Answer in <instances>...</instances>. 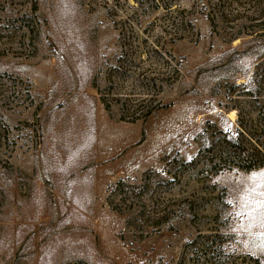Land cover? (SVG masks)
<instances>
[{
    "label": "rangeland",
    "instance_id": "obj_1",
    "mask_svg": "<svg viewBox=\"0 0 264 264\" xmlns=\"http://www.w3.org/2000/svg\"><path fill=\"white\" fill-rule=\"evenodd\" d=\"M142 1L0 0V264H264V0Z\"/></svg>",
    "mask_w": 264,
    "mask_h": 264
},
{
    "label": "trees",
    "instance_id": "obj_2",
    "mask_svg": "<svg viewBox=\"0 0 264 264\" xmlns=\"http://www.w3.org/2000/svg\"><path fill=\"white\" fill-rule=\"evenodd\" d=\"M212 0H208V3H211ZM152 4V10L153 11H163L165 13V16L169 15V25H174L176 22L179 25H183L185 23V17L183 15L184 9H181L180 7L176 6L173 3H162L160 4L158 0H150ZM135 3L137 7L142 8L143 7V1L142 0H135ZM176 13V14H175ZM159 14H157L154 19H158ZM164 16V15H163ZM211 21L214 20V17L212 16ZM187 22V21H186ZM120 40V37L119 39ZM120 46L125 47V43H122L120 41ZM157 45H154V48H156ZM166 54L169 57V61L173 60V57L170 52L166 51ZM173 68V67H172ZM176 77L173 78L170 77L169 81L172 83L174 82L178 75H179V70H173ZM173 74V73H172ZM168 81V82H169ZM167 106H164L163 108H166ZM156 109L158 108H152L146 111L142 118H145L146 116L151 115ZM141 118L134 117L132 121L134 120H139ZM122 120V119H121ZM224 149H227L228 151L232 152L233 154H239V147L235 145H231L230 142H225L224 143ZM212 151H209V153ZM197 156L191 161L192 163H196ZM226 158V157H224ZM217 161V163H215ZM168 161V160H167ZM205 162L207 163H214L215 164H220L223 163L225 164L227 161L226 159H216L214 156H208L205 158ZM228 163V162H227ZM219 166V165H217ZM172 181H175L176 178H178L176 175H174ZM144 181V180H143ZM147 187L144 183L141 185H135L131 184L129 181H125L123 179L118 180L109 190L108 192V204L112 211L125 215L127 225L130 226L131 221H134L135 223H142L145 221H151V215L153 214V210L149 208L147 205V195L149 191H147ZM153 197L152 192L150 193ZM165 216L158 217L155 219L153 227H158L160 224V221L164 219Z\"/></svg>",
    "mask_w": 264,
    "mask_h": 264
},
{
    "label": "bare ground",
    "instance_id": "obj_3",
    "mask_svg": "<svg viewBox=\"0 0 264 264\" xmlns=\"http://www.w3.org/2000/svg\"><path fill=\"white\" fill-rule=\"evenodd\" d=\"M227 118L230 119V120H234L235 119V114L233 112H229L227 114Z\"/></svg>",
    "mask_w": 264,
    "mask_h": 264
}]
</instances>
